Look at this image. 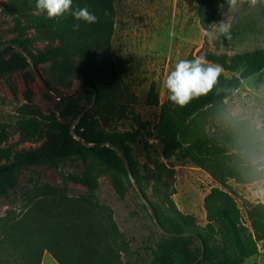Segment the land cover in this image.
Instances as JSON below:
<instances>
[{
  "label": "trees",
  "instance_id": "trees-1",
  "mask_svg": "<svg viewBox=\"0 0 264 264\" xmlns=\"http://www.w3.org/2000/svg\"><path fill=\"white\" fill-rule=\"evenodd\" d=\"M193 1L196 3L198 23L204 31L220 20L222 7L229 2ZM35 2L10 0L6 3V9L16 27L25 19L26 26L22 32L27 29L47 32L58 40V44L32 54L29 46L36 38L20 37L8 42L18 44L31 57L35 67L55 57H64L66 52L80 57L81 64L76 72L89 88L95 90L96 112L102 116L111 115L116 108V91L122 84L119 70L110 54L114 24L113 0H73V8L87 7L96 14L98 20L95 24L75 21L70 14L58 18H48L46 14H27L26 7H35ZM259 12L264 23V0ZM75 23L80 24L78 30L73 28ZM3 43L6 42H2L0 36V45ZM203 56L207 61L221 65L223 71L231 75L226 77L221 73L206 95L194 98L183 108L171 103L168 93L165 100L160 102L155 84L152 83L146 103L159 111L156 139L162 146V157L170 159L177 153L221 186L212 187L203 199L207 221H218L222 225L233 250V256L219 257V264H244L247 257L257 254V243L263 242L264 247V203L249 205L245 218L237 201L225 188L230 182L247 186L263 179L264 123L257 126L249 118L232 115L225 102L239 90L244 80L260 77L264 81V47L233 54L207 52ZM194 57L189 54L186 59ZM63 65L70 68L68 62ZM28 67L31 65L22 55L18 59L0 57V78ZM17 113L19 119L14 127L23 142L45 140L47 143L27 151L6 148L4 145L10 138V132L7 125L0 123L2 197L9 199L11 193L17 191L19 173L32 166L80 157L83 172L66 175L62 184H45L38 200L25 198V205L18 213L8 211L0 219V264H41L44 253L58 264H119L108 243L106 252L102 250L103 241L108 237L114 241L116 237L112 235L115 228L108 210L100 205L96 192L99 179L107 174L115 193L121 199L125 197L132 182L124 162L111 147L83 145L73 138L70 126H63L39 111L20 106ZM135 124L137 128L131 131L104 134L90 131L89 124L81 120L76 124L74 134L85 144L109 143L125 156L129 172L159 224L173 235L172 243L153 242L147 246L150 264H171L169 255L181 250L188 242V237L183 235L191 234L199 238H203V235L188 229V217L179 213L178 217L170 219L164 226L158 208L144 192L143 176L138 174L130 159V146L139 138L140 130L146 127L140 118H136ZM163 168L162 163L155 165L157 173ZM68 182L79 184L87 191L71 197ZM194 262L192 260L188 264Z\"/></svg>",
  "mask_w": 264,
  "mask_h": 264
},
{
  "label": "rangeland",
  "instance_id": "rangeland-1",
  "mask_svg": "<svg viewBox=\"0 0 264 264\" xmlns=\"http://www.w3.org/2000/svg\"><path fill=\"white\" fill-rule=\"evenodd\" d=\"M9 1L0 0L2 42L20 37L36 38L29 46L32 54L58 44V40L47 32L33 29L22 32L26 26L25 19L16 27L6 9ZM262 2L229 0L222 7L220 20L204 31L198 23L193 0H113L114 24L110 54L122 78L114 98L115 111L102 116L96 112L94 105L88 107L92 93L85 89L88 87L86 82L76 72L81 58L66 52L64 57L40 63L36 67L38 73L28 67L0 78V123L7 125L10 132L4 147L27 151L47 143L45 140L23 142L14 127L19 119L17 109L20 106H28L63 126H70L72 132L77 123L85 120L92 132L118 134L136 129L135 120L140 118L146 127L140 130L139 138L130 146V159L138 174L143 176L145 194L158 208L165 227L179 213L188 217V229L203 235V238L183 235L188 237V242L181 250L169 255L171 264H188L192 260H195L193 264H219L217 259L233 256V250L222 225L218 221H207L203 199L212 187L221 186L177 153L170 159L162 157V146L156 139L159 111L147 105L146 96L150 85L154 83L159 101L163 102L167 94L164 81L168 73L176 62L186 59L189 54H233L264 47V23L259 12ZM26 8L27 14H44L32 5ZM221 22L228 26L224 33L218 31L217 24ZM20 56L15 48L0 51V57L4 59H18ZM67 62L70 68L63 65ZM222 74L226 77L231 75L225 71ZM76 89L80 90L73 92ZM225 103L232 115L249 118L260 126L264 123L263 79L254 77L244 80L239 90ZM87 107L80 120L75 122ZM73 138L78 140L75 136ZM157 163L164 165L160 173L155 170ZM82 172L80 157L63 158L22 170L18 175L17 191L11 193L9 199L0 195V219L8 211L18 213L25 205V198L38 200L45 184H62L66 175ZM67 184L71 197L87 191L79 184ZM225 190L232 194L245 218L249 205L264 203V177L247 186L230 182ZM96 196L100 205L108 210L115 228L112 235L116 239L113 241L112 237H108L102 242V250L105 253L109 245L113 256L119 259V264H150L148 245L153 242L172 243V236L156 227L133 185L128 186L125 197L121 199L115 193L109 176L103 174L98 181ZM257 249V254L247 257L244 264H264L263 242L257 243ZM45 257L56 264L49 254Z\"/></svg>",
  "mask_w": 264,
  "mask_h": 264
},
{
  "label": "clouds",
  "instance_id": "clouds-1",
  "mask_svg": "<svg viewBox=\"0 0 264 264\" xmlns=\"http://www.w3.org/2000/svg\"><path fill=\"white\" fill-rule=\"evenodd\" d=\"M72 4L73 0H36L35 7L48 18L70 14L75 21H82L86 24L97 23L98 17L95 13L90 12L87 7L73 8ZM217 25L221 33L228 30L224 22ZM79 27V23L73 25L74 30H78ZM222 71L221 65L207 61L204 56L179 60L164 81L168 100L180 108L185 107L194 98L206 95Z\"/></svg>",
  "mask_w": 264,
  "mask_h": 264
},
{
  "label": "water",
  "instance_id": "water-1",
  "mask_svg": "<svg viewBox=\"0 0 264 264\" xmlns=\"http://www.w3.org/2000/svg\"><path fill=\"white\" fill-rule=\"evenodd\" d=\"M9 47L17 49V50L19 51V53H20V54H21V55H22V56L28 61V63L31 65L33 71H34L35 73H38L37 68L34 66V63H33V60L31 59V57H30L29 55H27V54H26V53H25V52H24V51L18 46V44H16L15 42H6V43L1 44V45H0V51L4 50V49H6V48H9ZM85 89H87V90H89V91H91V92L93 93V97H92L91 103L89 104L88 107L93 106L94 103H95V99H96V93H95V90H94L93 88H89V87H86ZM78 90H80V89H76V90L73 91V92H76V91H78ZM55 98H59V96H55ZM88 107L85 108V109L82 111L81 115L79 116V118H78L75 122H77V121L80 120L81 116L86 112V110L88 109ZM71 135L75 136L74 132L71 131ZM75 137H76V136H75ZM77 139H78V141H79L80 143H82L83 145H86V146H88V147H90V146H107V147H111V149H113V150L116 152V154L118 155V157L124 162V165H125V167H126V169H127V171H128V174H129L130 180H131V182H132V185H133V187H134L136 193L138 194L139 198L141 199L143 205H144V206L147 208V210L149 211L150 216H151V218H152L154 224L156 225V227H157L161 232H163L164 234L169 235V236H173L172 234H169L168 232H166V231L163 229V227L159 224V222H158V220H157V217H156V215H155L153 209L151 208L150 204L148 203V201H147L146 198L144 197V195H143V193H142V191H141L139 185L135 182V180H134L133 177L131 176V174H130V172H129V168H128L127 160H126L125 156L121 153V151H120L119 149L113 147V146H112L111 144H109V143H108V144H103V143H101V144H92V145H91V144H85V143L83 142V140L80 139V138H77Z\"/></svg>",
  "mask_w": 264,
  "mask_h": 264
},
{
  "label": "crops",
  "instance_id": "crops-1",
  "mask_svg": "<svg viewBox=\"0 0 264 264\" xmlns=\"http://www.w3.org/2000/svg\"><path fill=\"white\" fill-rule=\"evenodd\" d=\"M47 255V253H45L44 255H43V258H42V261H41V264H53L49 259H46V256ZM54 260V259H53ZM55 261V260H54ZM56 262V261H55ZM56 264H58L57 262H56Z\"/></svg>",
  "mask_w": 264,
  "mask_h": 264
}]
</instances>
